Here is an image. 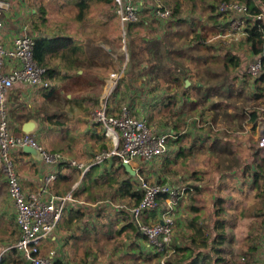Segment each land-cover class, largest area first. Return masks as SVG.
Listing matches in <instances>:
<instances>
[{
	"label": "rangeland",
	"instance_id": "374dc122",
	"mask_svg": "<svg viewBox=\"0 0 264 264\" xmlns=\"http://www.w3.org/2000/svg\"><path fill=\"white\" fill-rule=\"evenodd\" d=\"M135 1L141 10L139 19L131 26L130 23L126 25L121 23L114 10L115 3L113 7H110L115 18L112 23L110 22L107 31L109 38L114 39L112 46L117 43L115 46L117 48H112L111 52L114 55L112 54L109 61L105 62L108 64L107 72L126 63L125 51L130 45V37L133 38L131 44L134 52L130 49V54H128L130 71L123 79L124 84L126 83L125 87L129 89L125 92L128 94L134 88L131 90L133 98L142 107H144V103L145 106H148V103H153L154 95H157L156 98L159 99L157 101L160 102L162 99L161 108L155 109V104L150 106L152 115L150 123L173 134V137L168 139L169 151L166 155L152 163L143 161L139 167V172H142L151 181L168 183L180 191L184 190L174 209L176 225L173 239L165 256L169 263L176 247L181 249L192 247L195 250L194 257L197 258V264H238L239 257L242 256L240 248L243 247L245 241L249 243L248 245L253 246L254 243L258 245L264 224V198L257 194V190L249 191L251 178L244 177L245 173L243 174L241 170L242 165L249 162L251 157V150L248 147L250 145L258 146L257 125L264 122V93L261 97H257L261 89H264L263 74L258 77L248 74L246 61L250 50L240 31L234 30L230 26L227 27L224 23V25L209 26L205 18L200 19L203 14L207 15L206 18L209 19L210 10L214 15L219 13L218 0H179V10L174 13L173 17L172 7L175 6L173 0ZM163 7L165 8L163 9ZM214 7L215 9H213ZM191 8L198 9V12L191 11ZM167 10L169 15L160 14ZM64 17L68 19L65 14ZM175 22H181L180 26L183 32H172L171 26ZM158 35L164 44H157L162 51L161 58L156 64L150 56L149 47L151 44L148 42L153 43ZM125 37H127V42ZM180 41L181 43H179ZM86 46L87 53L95 52L98 47L97 44H86ZM182 47L184 51L179 53L178 50L181 51ZM200 52L206 56L204 61L198 57ZM97 56L101 59L102 54L98 53ZM91 58L96 59L94 56ZM74 66L72 62L69 65L70 68ZM154 66L157 68L156 71L153 69ZM172 66L174 67L172 68ZM213 69L218 76L222 77L219 78L211 73ZM89 72L86 70L81 73L79 70L77 73L80 74L74 73L73 77L78 81L83 80L84 83L80 85L86 86L88 82L86 78H90L89 75L87 76ZM97 77L95 76L94 79ZM223 77L234 79V84L230 88H226L227 95L218 94L217 91L212 90L215 88L214 84L218 83L220 79L223 80ZM60 80L54 79L51 86L45 88L47 90L45 92L60 95L59 88L62 84L66 88L73 87L74 82L66 81L65 77L61 76ZM219 85L218 90L220 91ZM199 90L208 93L203 102L199 100L201 96ZM69 93L66 95L69 96ZM150 95L153 96L149 97ZM39 96L45 95L40 93ZM224 98L228 100L224 105L229 103L225 107L220 102ZM197 101H199L198 108L194 110L190 103ZM115 102L116 95L114 94L110 97L109 103ZM214 104L216 105L212 106ZM237 107L240 109L245 107L248 113L250 110H258V118L253 121L247 119L241 127L242 123L240 124L238 115L233 114ZM59 108L58 98L53 99L52 102L46 99L44 111L53 113ZM7 110L9 115L10 106ZM17 115V109L13 108L12 116H9L12 121L10 119L9 122L14 135L18 133L15 129ZM230 115H232L231 120ZM210 124H213V129L210 128ZM67 133L65 132V134ZM225 134L234 137L239 135L238 137H241V140L247 145L244 148L239 147L237 151L240 152L236 153L235 147L232 148L230 142L225 144L220 140V136ZM38 139L46 149L53 152L60 143L59 138L51 137L49 131L48 133L41 132ZM101 147L103 146L99 144V151L104 148ZM15 149L16 147L10 149V155L14 169L18 173L24 160L14 152ZM64 152L68 154V152ZM111 160L119 163L117 159H108L106 162ZM123 167L124 169L119 168L117 171L106 172V176H101L99 171L97 174V170L90 172L91 177H94L92 179L94 183L90 187L92 196L102 200H112L107 211H112L111 206H119L124 209L132 206L128 199L126 201L116 200L115 196L119 194L117 190L119 188L124 189L131 197L137 198V194H143L138 180L135 179L138 175H133L125 170V166ZM228 170L235 173H230ZM2 173L3 170L0 166V179L4 177V173ZM220 176L225 178V181L219 182ZM199 185L201 191L197 192L195 187ZM187 190L188 193H186ZM0 191H2L1 186ZM218 199H222V202L218 203ZM11 202L13 203V200L8 192L6 196L0 194V243L5 241L15 243L18 238L17 224L12 218L13 206ZM159 202L157 209L148 211L150 214L147 212L143 215L141 218L143 222H148L149 217L151 222H156L162 217L165 203L161 199ZM213 209L214 212L217 211L216 215L213 213ZM102 211L107 213L106 208H102ZM137 229H134V233L139 232ZM141 236L143 235L141 234ZM146 242L149 244L148 240ZM103 245L106 250L107 245L100 242L95 243L94 248L104 247ZM150 246L148 250H144L143 254L141 252L140 264L160 263L161 255ZM105 250V257L108 252L113 251L109 249L106 252ZM180 253L178 255L183 254V252ZM13 255H15L13 256L14 261L16 257L21 258L15 250ZM220 257H226V259L216 263ZM20 260L26 262L24 259L18 261L20 262ZM185 263V259L178 258L174 261V264Z\"/></svg>",
	"mask_w": 264,
	"mask_h": 264
},
{
	"label": "crops",
	"instance_id": "0c3cea01",
	"mask_svg": "<svg viewBox=\"0 0 264 264\" xmlns=\"http://www.w3.org/2000/svg\"><path fill=\"white\" fill-rule=\"evenodd\" d=\"M7 1L9 2V6L5 9L3 17L5 23L4 35L8 43H10L16 35L32 33L36 36V39L41 38L48 41H53V39L56 38H71L74 41V46L70 50L77 47L75 52L71 51L68 53L62 50L56 54H49L47 59L49 60L47 62L48 66L52 65L59 70L58 74L57 72L54 73L55 76L50 80V83L52 84L54 79L61 81L60 78L63 76L66 78V81L74 82L72 85L73 87L66 88L62 86V84L59 88L60 95H53L52 92H45L47 91L45 88L48 87H32L25 84H18L7 93V108L10 106L9 116H12L13 108H15V110L17 109L18 113L15 118V129L18 131L16 134L22 133L21 127L24 121L30 117H35L40 121V128L35 134L37 139L41 132L48 133L49 131L51 137H57L59 138L58 141H60L54 152H62L66 156L69 154V156H67L69 159L85 161L88 164L92 163L95 155L99 152L98 145L101 144L104 148L108 146L103 125L92 121L90 116L99 106L104 93L105 79L110 72H107L106 68L108 64L105 61H109L110 56L112 57L114 55L111 50L117 48L115 47L117 43H115V46H112L114 39L109 38L107 31L110 22L112 23L115 18L113 11H111L106 0H90L91 4L89 7L85 8L82 18L79 17L80 3L82 0ZM255 3L263 7L264 10L262 0H255ZM192 10L198 12L196 8H191V11ZM210 12L211 10L209 11V19L206 18L207 15L205 16L204 14L200 18L201 20L205 18L209 26L224 23L225 26L229 27L230 19L233 18L232 16H235L217 13L214 15L213 12ZM64 14L68 19H65ZM197 17L199 16L197 15ZM186 20L189 19L186 18ZM181 22L183 21L181 20ZM181 22H175L171 26L172 32H183L180 26ZM131 23L134 24V22ZM131 23L130 26L133 25ZM256 25H259L264 31V24L262 22H256L252 16H245L244 32H246V34H241H243L242 36L247 43V48L250 50V55L247 57L248 60L246 61V67L257 55H259L252 49V41L249 39V34L247 32V28H252ZM130 38L129 47L132 51L134 49L131 44L133 38ZM179 43H181V41ZM86 44H97L98 47L95 52L87 53ZM148 44H151V47H149L150 56L153 61L158 64L157 62L159 58H161L160 54L162 50L158 48L159 46L157 44H164L162 38L158 35L153 43L150 41ZM181 49V51L178 50L179 53L184 51L183 47ZM98 53L102 54L101 59L98 58ZM91 56H94L96 59H92ZM198 57L204 61L206 56L204 54ZM71 62L75 66L70 68L69 65ZM130 65L132 66V62ZM155 67L156 66L153 67V69H155L154 71L157 69ZM173 67L174 66H172V68ZM79 70H81V73H84L86 70L90 71L87 73V76L89 75L92 81L87 77L86 80H88V82L86 86L80 85L84 83L83 80L78 81L73 77L75 76L74 73H77ZM129 71L130 70H128V72ZM95 76L98 77L94 79ZM125 86L126 83L124 84L123 81L116 90V105L111 107L110 110L117 111L119 110V104L129 102L136 115L146 116L149 121H151L152 115L150 106L155 104V109L161 108L162 106H160V104L162 103V99L160 103L157 101L159 100L156 98L157 95H154L155 101L153 103H148V106H145L144 103V107L139 106L137 101L134 100V95H132L131 92L134 88L127 94L125 91H129V89ZM40 93H43L45 96L40 97ZM67 93L70 95L67 96ZM161 94L164 95L163 93ZM152 96L153 95H150L149 97ZM55 98H58L59 110L53 113L44 111L46 99L52 102ZM46 113L47 116H45ZM154 126L160 128L157 125ZM67 130H69V133H67ZM65 132L67 134H65ZM256 134H258L257 129ZM64 151L68 152V154ZM14 152L18 153L24 160L19 167L18 175L23 190L26 193L43 190L45 188L49 193L61 194L73 189V186L79 183L75 192L76 201L68 204L64 217L59 223L52 238L41 247L44 254H48L51 250H55L56 263L60 262L61 264H97L98 261V264H140L141 252L143 254L144 250L149 249L150 245L146 242V236L140 231L134 233V229L138 228V226L130 210L119 206H111L112 211H107L108 205L112 203V200H102L98 199L99 197H93L90 189L92 183H94L92 182L94 177H91V173L94 170H97L96 173L99 171L101 176H106V172H112V170L117 171L119 168L124 169L120 163H115L113 160L110 162L105 161L99 165L92 166L87 173L83 174L80 169L69 165L51 169L43 161H38L31 155L25 154L22 148L17 149L16 147ZM92 155L93 158H91ZM142 162L143 161L140 160L136 164L140 167ZM149 163H152V161ZM50 174H54L55 178L48 184L46 178ZM3 176L4 177L0 179V186L2 187L0 194L6 196L8 192L7 182L5 174H3ZM117 190L119 194L115 196V198L117 197L116 200L126 201V199H128L132 205L137 202V200H135L137 198L135 196L131 197L124 189L122 190L119 188ZM12 206V218L17 224L16 211L13 203ZM102 208H106V214L102 211ZM148 214H150V212H148ZM150 220L151 218L149 217L148 221ZM16 227L18 228V224ZM262 229L263 231L260 232V243L258 245L254 243L253 247L252 245H248L249 243L246 241L244 242L243 247L240 248L242 250L240 253L242 256L240 257L241 259L239 258L240 261L238 264H247L248 261L250 262L249 264H264V224ZM17 233L19 238L18 230ZM141 234L144 237L141 236ZM97 242L106 244L108 247L106 246L105 250V246L103 245L104 247L95 249L94 244ZM11 244H13V242H1L0 248L5 249ZM109 249L113 251L110 250L111 252H108L107 257H105L104 250L107 252ZM13 252L14 250L7 252L4 264H26V262H21V260L19 262L18 260L22 258L18 257L15 258V262L13 259V256H15ZM247 253L249 254L248 256L245 255Z\"/></svg>",
	"mask_w": 264,
	"mask_h": 264
},
{
	"label": "built area",
	"instance_id": "2783aa9c",
	"mask_svg": "<svg viewBox=\"0 0 264 264\" xmlns=\"http://www.w3.org/2000/svg\"><path fill=\"white\" fill-rule=\"evenodd\" d=\"M8 6L7 0H0V166L6 176L8 193L15 206L19 238L5 249L0 248V264L10 250H16L21 258L30 264H57L55 250L44 254L41 247L52 238L64 217L68 204L76 201L75 192L79 183H76L73 189L61 194L49 193L45 188L29 193L24 192L19 175L14 169L10 149L22 148L26 144L39 149L44 156L43 162L51 169L67 164L80 169L85 174L92 166L104 163L108 159H117L121 166H124L125 162L130 164L138 175L135 179L138 180L143 197L139 203L133 204L128 209L136 220L139 231L146 236L151 247L161 255L159 264H169L165 255L169 250L176 225L174 209L184 190L180 191L168 183L151 181L139 172V166L136 163L140 160L154 161L166 155L169 151L168 139L173 137V134L152 125L148 117L136 115L129 102L119 104L117 111L110 110L116 105V102L109 103L110 97L116 95V90L129 70L128 49H125L126 63L108 73L103 97L90 116L92 121L103 125L107 148L99 151L90 164L69 159L62 152L47 150L35 134L29 135L22 132L14 135L10 128L6 98L10 89L18 84L49 87L50 83L45 79L46 68L39 66L34 59L36 39L34 34L16 35L10 43L5 40L3 14ZM140 10L135 0H115V12L123 25L137 21ZM218 10L221 15H235L230 19V27L240 33L246 34L244 32L245 16H252L256 22L264 24V10L251 14L245 2L223 1ZM160 14L169 15V11ZM125 41L127 42V37ZM247 72L257 77L264 74V51L248 65ZM257 132V145L264 148V122L257 125ZM54 178L55 175L50 174L46 182L49 184ZM160 199L165 203L162 217L154 221L155 223L143 222L141 220L143 215L157 209Z\"/></svg>",
	"mask_w": 264,
	"mask_h": 264
},
{
	"label": "trees",
	"instance_id": "16d2710c",
	"mask_svg": "<svg viewBox=\"0 0 264 264\" xmlns=\"http://www.w3.org/2000/svg\"><path fill=\"white\" fill-rule=\"evenodd\" d=\"M175 2V6L172 7L173 11H172V17L174 16V13L176 11H178L179 9V0H173ZM219 4L222 3L223 1H235V0H218ZM241 2H245L247 3V5L249 6L250 12L251 14H257L261 11H263V7L257 5L255 3V0H238ZM264 5V0H262ZM106 3L110 6L113 7L115 0H106ZM90 0H82L80 3V18H82L83 13L85 12V8L89 7L90 5ZM217 6V7H218ZM165 7H163L164 9ZM215 9V7L213 8ZM217 9V8H216ZM220 14V13H218ZM133 24V23H131ZM260 25V24H259ZM259 25L253 26L252 28H247V32L249 34V39L252 41V49L254 50L255 53L259 54L261 52L264 51V31L261 29V27ZM74 46V41L71 38H59V39H53V41H48L46 39H36L35 40V46H34V59L36 61V63L41 66L46 68V74H45V79L49 81L53 79V77L55 76L54 73L57 72L58 74V69L57 67H54L52 65L48 66V55L49 54H56L59 53L60 51H67L69 52H75L77 50V47L70 50L72 47ZM128 53L130 54V47L128 48ZM204 55V53L200 52V56ZM215 69L211 70V73L217 75V72L214 71ZM223 75V73H222ZM217 77L221 78L222 76H218ZM237 77H239V75H237ZM236 78V77H235ZM262 79L264 80V74L262 75ZM220 84V85H219ZM234 84V79L230 77L228 78H224L223 80L220 79V81L218 83L214 84V87L212 90L217 91L218 94H222V95H227L228 94V90H226V88H230V86ZM218 85L220 86V91L218 90ZM51 86V83L49 85V87ZM211 91V90H210ZM201 96L199 97V100L201 102H203L206 98L208 93H206V91H201L199 90ZM264 93V89H261V92L259 95H257V97H261ZM228 100L226 98L221 99V103L223 104V107L226 106V103L224 105L225 102H227ZM198 104L199 101H197L196 103H190L191 108L196 110L198 108ZM194 105V106H193ZM216 104L212 105L215 106ZM222 106V105H221ZM221 109V108H220ZM225 111V110H224ZM222 112V109H221ZM226 112V111H225ZM258 110H250L249 113L245 110L244 108H236L235 112L233 114H237L239 117V121L241 124V127H243V123L249 119L250 121L256 120L258 118ZM230 120L232 119V115H230ZM213 124H210V128L213 129ZM211 129V130H212ZM239 135L234 136H230L228 134L222 135L220 136V140L222 142H225V144H227L228 142H230L232 144V148L235 147L236 153H239L240 151H237L239 147L244 148L247 144L241 140V137H238ZM214 144V143H213ZM249 146V145H248ZM251 146V145H250ZM248 147V149L251 150V157L249 162L245 163L244 165H242L241 170L243 172V176L244 177H248L251 178V183H250V189L249 191H258L257 194L260 195L261 197L264 198V148L258 147L256 145H253L251 147ZM67 165V164H66ZM63 166V165H62ZM230 173H235L234 171L228 170ZM219 182H223L225 181V178H223L222 176H220L218 178ZM127 184V183H126ZM198 191H201V187L196 186L195 187ZM143 197V194H137V202L139 203L141 201ZM222 199H218V203H221ZM217 201L215 200V203H217ZM204 202V200H203ZM205 204V203H203ZM197 209V207H194ZM213 213L216 215L217 211L214 212L213 209ZM254 247V246H253ZM177 252V253H176ZM180 252H183L182 255H178L181 254ZM195 255V250L192 247H187V249H181L176 247L175 251L173 253V257L172 259L169 261L170 264H174V261L176 259H185L186 263L185 264H197V258L194 257ZM246 256H248L249 254H245ZM240 258V257H239ZM226 259V257H220L218 258L217 262H219V260H224ZM241 259V258H240ZM244 260V259H243ZM240 261V260H239ZM5 263V259L3 260L2 264ZM250 262L248 261L247 264H249ZM57 264H61L60 262H57Z\"/></svg>",
	"mask_w": 264,
	"mask_h": 264
},
{
	"label": "water",
	"instance_id": "95a60500",
	"mask_svg": "<svg viewBox=\"0 0 264 264\" xmlns=\"http://www.w3.org/2000/svg\"><path fill=\"white\" fill-rule=\"evenodd\" d=\"M39 128H40V121L35 117H30L29 119L24 121L22 124V127H21L22 132L29 134V135L36 134L38 132ZM22 151L25 154L31 155L34 159H36L38 161L44 160V156L41 153V151L32 145H27V144L24 145L22 147ZM124 166L128 172H131L132 174L136 173V171L134 169H132L131 165L128 164L127 162L124 163Z\"/></svg>",
	"mask_w": 264,
	"mask_h": 264
}]
</instances>
